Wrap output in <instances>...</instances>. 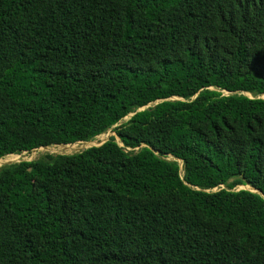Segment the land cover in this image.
Returning <instances> with one entry per match:
<instances>
[{
	"label": "trees",
	"instance_id": "obj_1",
	"mask_svg": "<svg viewBox=\"0 0 264 264\" xmlns=\"http://www.w3.org/2000/svg\"><path fill=\"white\" fill-rule=\"evenodd\" d=\"M262 95L264 0H0V159L115 133L0 169V264H264Z\"/></svg>",
	"mask_w": 264,
	"mask_h": 264
},
{
	"label": "rangeland",
	"instance_id": "obj_2",
	"mask_svg": "<svg viewBox=\"0 0 264 264\" xmlns=\"http://www.w3.org/2000/svg\"><path fill=\"white\" fill-rule=\"evenodd\" d=\"M225 95H228V94L225 92ZM246 95L252 98V96L250 94H246ZM260 98L264 99V95L260 96ZM127 119H129V117L125 118V120H127ZM111 136H115V133L110 130L107 133H104V135L101 134V135L97 136L93 141L78 142V143L72 144V145H77V146H71L70 144H68V145H55V146H50V147L39 148V149H36L30 153L25 152L21 155H15V158H12L10 160L8 159V157L11 155H9L7 157L0 159L1 160L0 161V169L3 166L13 164V163H20L22 161H35V160H38V159H40L46 155H72V154H76V153L82 152L84 150H87L91 147H99L102 143H104L106 140H108ZM117 141H119V139H117ZM120 144H121V146H123L122 143H120ZM67 147H70V148H67ZM168 159L174 160L171 157ZM239 189H246V188L245 187H239Z\"/></svg>",
	"mask_w": 264,
	"mask_h": 264
},
{
	"label": "bare ground",
	"instance_id": "obj_3",
	"mask_svg": "<svg viewBox=\"0 0 264 264\" xmlns=\"http://www.w3.org/2000/svg\"><path fill=\"white\" fill-rule=\"evenodd\" d=\"M103 135H104V134H103ZM99 138H100V137H99ZM104 138H105V137H104ZM94 143H95V142H94ZM67 148H70V147H67ZM67 148H66V149H67ZM47 151H48V150H47ZM12 158H15V155H11V156L8 157L9 160L12 159ZM2 162H3V161H2Z\"/></svg>",
	"mask_w": 264,
	"mask_h": 264
},
{
	"label": "water",
	"instance_id": "obj_4",
	"mask_svg": "<svg viewBox=\"0 0 264 264\" xmlns=\"http://www.w3.org/2000/svg\"><path fill=\"white\" fill-rule=\"evenodd\" d=\"M109 140V139H108ZM108 140H106L104 143H102L100 146H102L103 144H105ZM72 145V144H70ZM1 161V160H0ZM246 189H248V187H245Z\"/></svg>",
	"mask_w": 264,
	"mask_h": 264
}]
</instances>
